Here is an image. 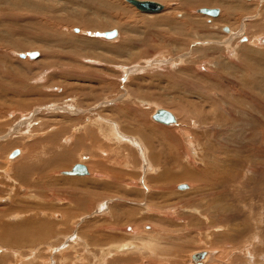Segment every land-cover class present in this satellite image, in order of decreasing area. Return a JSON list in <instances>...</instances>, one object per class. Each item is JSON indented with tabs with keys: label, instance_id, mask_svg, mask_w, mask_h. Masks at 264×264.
I'll return each instance as SVG.
<instances>
[{
	"label": "rangeland",
	"instance_id": "1",
	"mask_svg": "<svg viewBox=\"0 0 264 264\" xmlns=\"http://www.w3.org/2000/svg\"><path fill=\"white\" fill-rule=\"evenodd\" d=\"M155 1L158 13L127 0H0V264H187L208 249L220 250L214 264H264V0H240L249 12L224 24L221 6H195L190 27L181 0ZM157 107L176 122H156ZM95 116L132 138L110 143ZM77 163L86 175L66 173ZM141 232L161 237L155 253L139 249ZM132 241L138 250L117 251Z\"/></svg>",
	"mask_w": 264,
	"mask_h": 264
},
{
	"label": "bare ground",
	"instance_id": "2",
	"mask_svg": "<svg viewBox=\"0 0 264 264\" xmlns=\"http://www.w3.org/2000/svg\"><path fill=\"white\" fill-rule=\"evenodd\" d=\"M59 1V0H58ZM155 1V0H154ZM166 2V1H165ZM161 3V2H160ZM163 4V3H162ZM164 5V4H163ZM200 6V5H210V6H221L222 8H223V13H222V16H221V18H220V22H223V24L224 23H227L228 21L227 20H229V19H231L230 18V15H234L236 12H239V14L240 13H247V11H248V9H249V7H247L246 5H243V4H240V0L239 1H228V0H181V6H180V9L183 11L184 10V12H185V14H183V13H181V12H178V13H180V15H181V17L183 18L182 19V25H186V26H188V27H190V25L193 23V21L191 20V19H187V18H184V17H186L187 15H188V13L189 12H191V10H192V8L193 7H195V6ZM199 11H200V9H199ZM3 12V11H2ZM249 12V11H248ZM147 13H153V12H147ZM156 13H158V12H156ZM81 14V13H80ZM83 15L82 16H77L78 18L80 17V19L83 21L82 22V24L84 25V27H89V28H97L98 26H94V25H91L92 23H91V20H89L88 18V16L85 18V13H82ZM220 14V13H219ZM219 14L218 15H211V16H219ZM79 15V14H78ZM209 15V14H208ZM160 17H162V18H164V20L165 21H168L169 19H166V17H163V16H160ZM236 18V17H235ZM234 18V19H235ZM73 21H75L76 23H77V18H76V20H73ZM108 22V21H107ZM156 22V21H155ZM79 23H80V21H79ZM91 23V24H90ZM75 24V23H74ZM91 25V26H90ZM244 25V27L241 29V31L238 33V34H234V35H231V36H233V37H238V36H240V34L242 35L243 33H245V34H247V33H249V30L251 29V28H253L255 25H260L261 26V24H259V23H257V22H255V23H253L251 26H248L247 24V26L245 25V24H243ZM194 30H198L197 28H195V27H192ZM256 28V27H255ZM21 29V28H20ZM68 29V28H67ZM252 31V30H251ZM4 32H7V31H4ZM195 32V31H194ZM193 32V33H194ZM196 33V32H195ZM201 33V32H200ZM233 33V32H232ZM1 34H2V32H1ZM6 34V33H5ZM47 34V33H46ZM51 34V33H50ZM50 34H48V35H50ZM188 34V33H187ZM10 36V35H9ZM180 36V35H179ZM197 37H199V38H204V34H202L201 33V36H199L198 34L196 35ZM2 37V36H1ZM10 37H12V36H10ZM105 37V36H104ZM116 37V36H115ZM5 38V37H4ZM51 38V37H50ZM114 38V37H113ZM231 38V37H230ZM230 38L228 39V40H230ZM2 39V38H1ZM77 39V38H76ZM109 39V38H108ZM125 39V38H124ZM232 39V38H231ZM48 40V39H47ZM130 42L132 41V40H130V38L128 39ZM211 40V39H210ZM1 41H4L3 39L1 40ZM204 41V40H203ZM212 41H214V40H211V42ZM224 41V40H223ZM248 41V40H247ZM77 42V41H76ZM208 42V41H207ZM210 42V41H209ZM229 42V41H228ZM227 42V43H228ZM240 42V41H239ZM257 42L258 43H264V35H261V36H259L258 38H257ZM1 43V42H0ZM78 43V42H77ZM80 44V43H79ZM147 44V43H146ZM196 44V43H195ZM84 45V44H83ZM125 45H126V43H125ZM200 45V44H199ZM201 45H203V44H201ZM205 45V44H204ZM203 45V46H204ZM121 46V45H120ZM207 46V45H206ZM227 46V45H226ZM230 46H231V44H230ZM230 48V47H229ZM233 50H234V48H233ZM236 50H237V47H236ZM14 51V50H13ZM13 51H11V52H13ZM52 52V51H51ZM200 52V51H199ZM203 53V52H202ZM258 53V51L257 52H254V53H250L249 54V58L250 57H253V56H255V54H257ZM42 54H43V51H42ZM248 54V53H247ZM251 59V58H250ZM257 59V58H256ZM212 64V63H211ZM216 65V64H215ZM157 67V66H156ZM238 67H239V69H240V64H238ZM155 68V67H154ZM140 69H143V68H137V70H140ZM136 70V71H137ZM141 71V70H140ZM180 81H182V82H187V81H185V80H183V79H181ZM90 88H93V90L91 91V94H89V95H93L95 92H97L96 90H97V88H95L94 86H91ZM82 90V89H81ZM86 93V92H85ZM84 92H83V90L81 91V97L82 96H84V95H87V94H85ZM212 94H214V95H217V97L219 96V98L221 99V101H223L224 100V98H223V96H222V94H220V93H218L217 91H212ZM75 97V96H74ZM87 98V97H86ZM126 103L127 102H129V101H127L128 100V97H125V95H124V97L122 98ZM130 99V98H129ZM74 100V99H73ZM132 100V99H131ZM76 103V102H75ZM78 104L79 105H81V103H79L78 102ZM72 107H73V109H74V112L76 111V112H79V111H81V108H80V106H77V105H71ZM71 106H69V107H71ZM54 109V108H53ZM78 109V110H77ZM157 109V111L159 110V109H166V108H156ZM71 110V109H70ZM167 110V109H166ZM72 111V110H71ZM156 111V112H157ZM169 111V110H168ZM155 112V113H156ZM171 112V111H170ZM154 113V114H155ZM172 113V112H171ZM173 114V113H172ZM80 115V114H79ZM22 116V115H21ZM173 116H174V118L176 117L174 114H173ZM32 117V116H31ZM31 117H29V118H31ZM70 117V116H69ZM153 119H154V116H153ZM21 120H23V119H21ZM156 122H158V123H162V124H166V125H170V124H174L175 122H176V118H175V120L174 121H171V122H169V123H164V122H160V121H157L156 119H154ZM30 121V119H26V121H25V119L20 123L21 124V126L23 125V124H26V123H28ZM111 122V121H110ZM115 123V124H114ZM112 122V123H108V121L106 120V118H104V116H102V117H100V116H95V118L94 119H92L91 121H89V125H91V127L93 128H95V130L96 131H100V132H103V131H107V133L108 134H106V132H105V134H104V137H105V139L106 140H109V142L110 143H113V141H111V140H114L115 142L116 141H121L122 140V136H123V140L125 141V139H124V137H131L132 138V136L131 135H129L128 133H127V129H128V126H126L125 127V129H123L124 130V132H122V129H121V125H120V123L118 122V123H116V122ZM127 128V129H126ZM2 129L3 128H0V132H3L2 131ZM19 129H21V127H19V126H17L16 128H15V130H19ZM118 131L120 132V133H118ZM97 133V132H96ZM187 135V134H186ZM100 137V136H99ZM96 138V137H95ZM139 138V137H138ZM188 138V137H187ZM94 139V138H93ZM135 139V138H134ZM133 139V141H136V139L134 140ZM143 140V139H142ZM133 141H132V143H133ZM141 141V140H140ZM67 142V141H66ZM136 142H138V141H136ZM190 143V142H189ZM188 143V147L190 148V145L191 144H189ZM66 144V143H65ZM119 144V143H118ZM127 144V143H126ZM137 144H140V148H142V149H144V150H142L141 152H140V154H141V157H143L142 159L143 160H147V161H149L150 163H149V167L150 168H153V165L154 166H157V165H155V163L156 162H158V161H154L155 159H153V157H152V155L150 154V150L148 151L147 149H146V147L144 146V143L143 142H138ZM147 144V143H146ZM67 145V144H66ZM70 145V143H68V146ZM134 145H136V143L134 144ZM194 145V144H193ZM65 146V145H64ZM63 146V147H64ZM119 146V145H118ZM121 146H123V147H121ZM121 146H120V149H124V148H127L128 146H125V144L124 145H122L121 144ZM148 146V145H147ZM60 147V146H59ZM62 147V146H61ZM60 147V148H61ZM102 146L100 145V143L98 144V146H97V150H99L100 148H101ZM130 147V146H129ZM128 147V148H129ZM99 148V149H98ZM117 148V147H116ZM139 148V147H138ZM149 148V147H148ZM61 149H63V148H61ZM135 149V148H134ZM150 149V148H149ZM178 149V148H177ZM176 149V150H177ZM18 150V153H16V155L15 156H13L12 154L10 155V157L11 158H15V157H17V156H21L22 155V150H20V149H17ZM64 150V149H63ZM101 151H103L104 149H100ZM117 150H118V148H117ZM58 151H59V149H58ZM58 151H56V152H58ZM110 149L107 151V152H105V155H108V154H110ZM129 151V150H128ZM147 152H148V154H147ZM51 153V152H50ZM54 153H55V151H54ZM64 153H65V151H64ZM67 153V152H66ZM131 154V153H130ZM129 154V157L127 158V157H125V162L126 163H128V164H130L131 162H130V160L132 159L131 158V155ZM91 155V154H90ZM89 155V156H90ZM104 155V156H105ZM24 156V155H23ZM82 156V159L84 160V159H90L87 155H85L84 153L83 154H81L80 155V157ZM95 156V155H94ZM96 156H97V154H96ZM100 156H101V153H100ZM103 157V156H102ZM52 158H53V156H52ZM101 158V157H100ZM106 158V157H105ZM164 158V157H163ZM51 159V158H50ZM49 159V160H50ZM55 159V158H54ZM141 159V160H142ZM82 160V161H83ZM97 160H99V158H97ZM99 161H101V160H99ZM171 161V160H170ZM49 162V161H48ZM98 162V161H97ZM146 162V161H145ZM53 163V162H52ZM161 163V162H160ZM87 164V163H86ZM166 164V163H165ZM49 165V164H48ZM85 165V164H84ZM99 165V164H98ZM97 165V163L94 165L93 164V166H95L96 168L97 167H99V168H101L100 166H98ZM50 166V165H49ZM87 167V166H86ZM160 167V166H159ZM19 168V167H18ZM35 168V167H34ZM87 169H88V167H87ZM155 169V168H154ZM173 169V168H172ZM21 170H24L23 171V173L25 172V170L26 169H24V168H19V172L21 171ZM36 170V169H35ZM171 170V169H170ZM193 170V169H192ZM32 171V170H31ZM38 171V170H37ZM163 171V170H162ZM19 172L17 173L18 175H19ZM164 173V172H163ZM170 173V172H169ZM187 173V172H186ZM43 174V173H42ZM87 174V173H86ZM86 174H71V175H86ZM109 174V173H108ZM162 174V173H161ZM185 174V173H184ZM192 174V173H191ZM25 175V174H24ZM49 175V174H48ZM104 175H106V174H104ZM110 175V174H109ZM165 175V174H164ZM167 175H170V174H167ZM182 175V174H181ZM191 176V175H190ZM24 177V176H23ZM112 176L110 175V177L109 178H111ZM160 177L163 179V177L160 175ZM160 177H159V179H160ZM168 177V176H167ZM170 177H173V175L172 176H170ZM174 177H175V175H174ZM166 178V177H165ZM163 179L165 182V184L168 186V184L170 185V183L174 180L175 181V178H172L171 180L169 179V177L167 178V180L166 179ZM159 179H158V181H159ZM225 179V178H224ZM23 180V179H22ZM39 180V179H38ZM120 180H122V179H120ZM236 180V179H235ZM67 181H69V180H67ZM166 181H167V183H166ZM53 182V181H52ZM81 182V181H80ZM113 182V181H112ZM118 182H120V181H118ZM157 182V181H156ZM161 182V181H160ZM221 182H222V180H221ZM225 182V181H224ZM21 183V182H20ZM117 183V182H116ZM155 183V182H154ZM164 183L163 184H160V185H164ZM219 183V182H218ZM223 183V182H222ZM226 183H227V179H226ZM196 184V183H195ZM117 185V184H116ZM223 185V184H222ZM226 185V184H225ZM72 186V185H71ZM165 186V185H164ZM101 188V187H100ZM97 189V188H96ZM164 189H165V187H164ZM210 189V188H209ZM65 191V190H64ZM79 191H81V190H79ZM87 193V192H86ZM89 195V194H88ZM9 197V196H8ZM88 197V196H87ZM113 197V196H112ZM128 199V198H127ZM84 200V199H83ZM74 202V201H73ZM164 202V201H163ZM149 203V202H148ZM157 204V203H156ZM160 204V203H159ZM99 206V205H98ZM150 207V206H149ZM152 207V206H151ZM228 208V207H227ZM152 209V208H151ZM163 210V209H162ZM64 215V214H63ZM67 215V214H66ZM3 225H5V224H3ZM11 226V225H10ZM156 226H158V225H156ZM127 228V227H126ZM125 228V229H126ZM42 229V228H41ZM148 229H150V227L148 226ZM8 230V229H7ZM129 230V228L128 229H126L125 231H128ZM159 230V229H158ZM162 230V229H161ZM131 231V230H130ZM148 232V231H147ZM19 233V232H18ZM41 233H43V231L41 232ZM132 233V232H131ZM134 233V232H133ZM153 233H155V232H153ZM158 233V232H157ZM161 233H163V232H161ZM141 235L146 239H142L141 241L142 242H140V245L138 246L139 247V249H148L149 250V252H151V253H155V250L153 249V247L155 248L156 246H158L159 244H161V240H160V238L159 237H157V236H145L146 234L145 233H143V232H141ZM151 235V234H150ZM28 238H30V237H28ZM227 238H229V237H227ZM235 238V237H234ZM33 240H35V239H33ZM158 240H160V243L158 242ZM229 241V240H228ZM133 242H135V241H132V242H127L126 244H123V245H120V246H118V249H117V251H120V252H123V251H128L129 252V250L131 251V250H138V247L136 248V246H131L132 244L134 245V243ZM166 242V241H165ZM225 243V242H224ZM136 245V244H135ZM226 245H228V243L226 244ZM223 247V246H222ZM231 247V246H230ZM50 248V247H49ZM51 249V248H50ZM158 250V249H157ZM226 250V249H225ZM8 251H11V252H13V250H8ZM33 251V250H32ZM86 251V250H85ZM146 251V250H145ZM206 251V255L203 257V258H201L200 259V262H201V264H214V263H216V262H214L215 260H216V258L218 257V255H220L219 254V252H220V250H216V249H208V250H205ZM17 252V251H16ZM16 252H14V253H16ZM127 252V253H128ZM196 252V251H195ZM195 252H193V253H195ZM7 253V252H6ZM126 253V254H127ZM193 253H191V255H190V261L187 263V264H195L194 263V261H193V259H192V254ZM232 253V252H231ZM8 254V253H7ZM13 254V253H12ZM17 254V253H16ZM32 254V253H31ZM19 257H20V255L19 254H17ZM16 255V256H17ZM120 255V254H119ZM161 254H159V256H160ZM4 256V255H3ZM31 256V255H30ZM156 256V255H155ZM154 256V257H155ZM18 257V258H19ZM29 257V256H28ZM32 257H34L33 256V254H32ZM24 258H26V257H24ZM47 259V258H46ZM19 260V259H18ZM21 260H23L24 262H26L24 259H23V257H22V259ZM34 260V259H33ZM32 260V261H33ZM158 261V263L160 262V258L159 259H157ZM166 260L168 261V259L166 258ZM30 261V260H29ZM28 261V262H29ZM45 261V260H44ZM106 261V260H105ZM167 261H165V262H167ZM114 262V261H113ZM157 262H156V264H157ZM170 262V261H169ZM24 264V263H23ZM26 264V263H25ZM113 264V263H112ZM160 264V263H159ZM162 264V263H161ZM169 264V263H168ZM172 264V263H171Z\"/></svg>",
	"mask_w": 264,
	"mask_h": 264
},
{
	"label": "water",
	"instance_id": "3",
	"mask_svg": "<svg viewBox=\"0 0 264 264\" xmlns=\"http://www.w3.org/2000/svg\"><path fill=\"white\" fill-rule=\"evenodd\" d=\"M127 1L133 4L134 6H136L139 10L145 11V12H159L164 9V5L162 3L158 1H154V0H127ZM200 12L209 14V15H218L220 11L216 7L214 8L202 7L200 8ZM116 35H117V31L115 29L104 33V36L107 38H113ZM153 116H154V119H156L157 121L164 122V123H169L175 120L173 114L166 109H159ZM16 153H18V150L14 151L13 154H16ZM66 173L86 174L88 173V169L86 165L82 163H77L73 166V168L69 172H66ZM179 187L186 188L188 187V185L182 184V185H179ZM206 254L207 253L205 250H201V251H197L193 253L192 259L194 263L201 264L200 259L203 258Z\"/></svg>",
	"mask_w": 264,
	"mask_h": 264
}]
</instances>
